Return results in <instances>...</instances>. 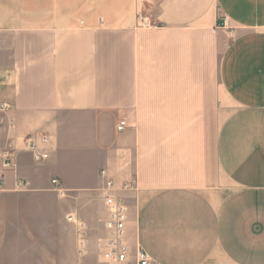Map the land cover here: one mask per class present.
Wrapping results in <instances>:
<instances>
[{"label": "crops", "instance_id": "0c3cea01", "mask_svg": "<svg viewBox=\"0 0 264 264\" xmlns=\"http://www.w3.org/2000/svg\"><path fill=\"white\" fill-rule=\"evenodd\" d=\"M1 102L0 264H105L107 178L129 264H264V0H0Z\"/></svg>", "mask_w": 264, "mask_h": 264}, {"label": "built area", "instance_id": "2783aa9c", "mask_svg": "<svg viewBox=\"0 0 264 264\" xmlns=\"http://www.w3.org/2000/svg\"><path fill=\"white\" fill-rule=\"evenodd\" d=\"M219 21L221 26H227L228 20L226 16H220ZM9 108L10 104L8 102L0 103V111L7 110ZM125 127L126 122L124 120H120L116 125V130L122 131ZM42 140L45 139L42 138ZM28 149L34 154V158L37 161L47 158V152L40 151L33 140L29 139ZM4 165H9V160L8 162L6 161ZM51 182L54 185H57L56 190L61 196H64L66 191L58 186L57 180L54 179ZM127 187L129 186H122V188ZM115 191L116 189L114 187L113 180L108 178L105 179L100 192L108 210L107 218L104 222L107 235L97 242L96 247L102 254L103 262L105 264H129L130 248L128 247L126 241V207L122 199L116 196ZM79 234L80 236L83 234L82 230H79ZM134 262L135 264H151V260L148 255L140 248L135 250Z\"/></svg>", "mask_w": 264, "mask_h": 264}, {"label": "rangeland", "instance_id": "374dc122", "mask_svg": "<svg viewBox=\"0 0 264 264\" xmlns=\"http://www.w3.org/2000/svg\"><path fill=\"white\" fill-rule=\"evenodd\" d=\"M104 184V183H103ZM57 193H58V191H56ZM59 194V193H58ZM60 195V194H59ZM61 196V195H60ZM102 198V197H101ZM102 200H103V198H102ZM104 201V200H103ZM104 228H105V226H104ZM84 231H85V229H84ZM86 237V236H85ZM103 238V236L102 237H96V238H94V241H95V245L97 244V242H99L101 239ZM96 250H97V252H98V254L100 255V257H101V260H103V256H102V254L98 251V249H97V247H96Z\"/></svg>", "mask_w": 264, "mask_h": 264}]
</instances>
